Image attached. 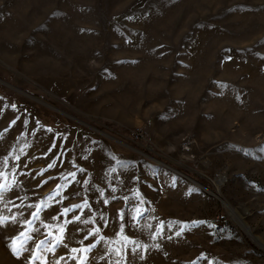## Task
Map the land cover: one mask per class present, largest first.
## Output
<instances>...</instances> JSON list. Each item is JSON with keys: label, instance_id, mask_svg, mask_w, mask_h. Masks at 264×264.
Returning a JSON list of instances; mask_svg holds the SVG:
<instances>
[{"label": "rangeland", "instance_id": "1", "mask_svg": "<svg viewBox=\"0 0 264 264\" xmlns=\"http://www.w3.org/2000/svg\"><path fill=\"white\" fill-rule=\"evenodd\" d=\"M0 218V264H264V0H0Z\"/></svg>", "mask_w": 264, "mask_h": 264}, {"label": "snow or ice", "instance_id": "2", "mask_svg": "<svg viewBox=\"0 0 264 264\" xmlns=\"http://www.w3.org/2000/svg\"><path fill=\"white\" fill-rule=\"evenodd\" d=\"M78 207V206H77ZM68 210L66 209L65 212H67ZM6 218H0V223H2ZM179 234V233H178ZM43 243V242H41ZM13 251L16 252V254H19V250L16 248L15 243L13 244Z\"/></svg>", "mask_w": 264, "mask_h": 264}, {"label": "water", "instance_id": "3", "mask_svg": "<svg viewBox=\"0 0 264 264\" xmlns=\"http://www.w3.org/2000/svg\"><path fill=\"white\" fill-rule=\"evenodd\" d=\"M144 156H146L147 158H149L150 160L154 161V162H159L158 160H156L155 158L153 157H150L149 155H146L143 153Z\"/></svg>", "mask_w": 264, "mask_h": 264}, {"label": "bare ground", "instance_id": "4", "mask_svg": "<svg viewBox=\"0 0 264 264\" xmlns=\"http://www.w3.org/2000/svg\"><path fill=\"white\" fill-rule=\"evenodd\" d=\"M216 182V186H217V188L219 189V187L221 186V184H222V180L220 179V180H218V181H215Z\"/></svg>", "mask_w": 264, "mask_h": 264}, {"label": "built area", "instance_id": "5", "mask_svg": "<svg viewBox=\"0 0 264 264\" xmlns=\"http://www.w3.org/2000/svg\"><path fill=\"white\" fill-rule=\"evenodd\" d=\"M139 137H141V135L140 134H137Z\"/></svg>", "mask_w": 264, "mask_h": 264}]
</instances>
